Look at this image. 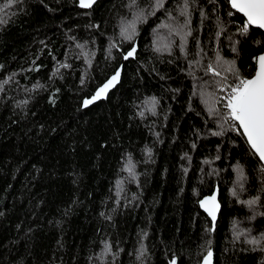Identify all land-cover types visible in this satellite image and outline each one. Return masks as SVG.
<instances>
[{"label": "trees", "instance_id": "obj_1", "mask_svg": "<svg viewBox=\"0 0 264 264\" xmlns=\"http://www.w3.org/2000/svg\"><path fill=\"white\" fill-rule=\"evenodd\" d=\"M126 2L98 0L99 8L88 16L83 13L90 10L78 9L73 0H44V3L27 0L26 11L13 17L0 31V64L4 65L0 80L13 71L21 73L15 77L19 86L14 83L8 91L14 99L7 104L0 103V213H3L0 215V264H88L87 257L99 251V241L105 236L114 242L119 240L125 249L117 264H133L134 257L126 253L134 248L142 229L149 232L151 264H167L166 255L173 253H182L185 264H196L197 253L201 251L199 245L209 238L204 230L210 226V218L197 201L211 194L217 184L222 208L216 232L210 237L215 256L220 264H260L259 252L234 254L230 251L233 221H239L241 228H252L254 235H259L257 227L264 229L261 223L264 216L249 220L252 215L249 209L230 195L235 174L231 169L221 171L219 178H204L205 182L200 183L199 168L208 171L200 162L215 155L217 143L223 144L222 159L214 166L222 169L236 160L248 164L243 148L232 147L227 137L221 140L208 136L198 141L200 146L191 153V171L186 178L182 177L181 165L185 161L180 157L190 150L194 128L204 127L195 112L187 111L192 80L180 71L184 66L182 60L168 64L165 57L162 63L149 49L140 60L149 69L155 64L156 71H145L135 61L123 62L127 72L123 86L119 91L114 90L115 95L110 93L109 100L99 101L89 109L80 108V100L114 66L104 59L102 52L97 53L96 66L92 69L96 79L83 90L79 85L81 71L68 73L64 80L51 76L55 62L49 51L57 60H63L71 44L67 35H74L81 42L90 40L94 30L88 25L92 23L101 24L105 36L97 44L102 42L106 47L107 37L113 34L119 16L127 15ZM4 3L5 0H0V5ZM45 4L54 11H48ZM221 7L227 18V5ZM149 25L155 26L152 20L143 26L142 48L151 42ZM208 31L206 26L205 33ZM222 43L224 56L232 58L224 37ZM261 50L264 48L250 43L241 45L238 65L242 71ZM34 59L37 65H42L40 71L22 72L32 67ZM70 62L74 68L85 67L82 61L70 59ZM36 81L47 85V90L31 94L24 91L23 86L31 88ZM57 88L60 92L53 106L49 100ZM151 95L161 98L160 116H149L144 121L134 118V104ZM24 98H32L26 116L20 109H14V103ZM193 106L197 110L201 107L197 100H193ZM169 107L171 111L167 112ZM154 131L161 133L163 143L156 140ZM105 144L108 146L104 147ZM145 145L153 149L154 163L143 162ZM128 153L138 162L143 194L141 202L114 214L112 224L99 213L106 208L110 211L114 206L115 181L127 175L120 169ZM251 168L249 165L252 180L243 199L255 195L259 188ZM127 187L129 197L141 191L135 184ZM194 192H199V197ZM257 211L264 212V208ZM240 247L238 243L236 248Z\"/></svg>", "mask_w": 264, "mask_h": 264}, {"label": "snow or ice", "instance_id": "obj_2", "mask_svg": "<svg viewBox=\"0 0 264 264\" xmlns=\"http://www.w3.org/2000/svg\"><path fill=\"white\" fill-rule=\"evenodd\" d=\"M26 3L27 0H5V3L0 5V31H3L13 17L21 11H26ZM41 3H44V0H41ZM73 3L78 9L90 10L83 13L88 16L100 6L98 0H73ZM224 4L227 5V18L221 7ZM44 6L48 8V11H54L47 4ZM124 7L128 10L127 15L119 16L113 34L107 37L106 47L102 42L97 44V40L105 36L101 24L92 23L88 25L94 30L90 40L85 39L81 42L76 36L67 35V40L71 44L63 60H57L49 51V55L55 62V70L51 72V76L64 80L68 73L81 71L79 85L83 90L86 84L96 79L92 75V69L96 66L97 53L102 52L104 59L114 66L111 73L106 75L90 94L80 100L79 107L89 109L98 101L109 100V94L115 95V91H119V88L123 86L122 81L127 75L126 64L123 62L135 61L145 71H156L155 64L149 69L140 60L143 52L149 49L162 63L165 62V57L168 58L166 61L168 64H175L182 60L184 66L180 68V71L192 80L187 111L195 112L204 125L203 129L194 128L190 150L180 157L182 161H185V164L181 165L182 177L186 178L191 171L193 160L191 153L200 146L198 141L208 136L221 140L227 137L232 147L243 148L244 155L249 158L248 164H242L236 160L234 164L229 163L227 168L215 167V162L222 159L223 144L217 143L215 155H209L200 162L208 168V171H205L204 167L199 168L200 183L205 182L204 178L212 176L219 178L221 171L231 169L235 179L230 188V195L239 204L249 209L252 214L248 217L249 220H255L257 215L264 216V212L257 211L264 208V50L251 57V63L244 71L238 65L242 44L250 43L256 48H264V0H127ZM149 20H152L155 26L149 25L151 42L147 47L142 48L141 32L143 26L149 24ZM206 26L209 28L207 34ZM222 37L227 41L229 50L233 54L232 58H226L223 54ZM40 43L47 47L44 41ZM70 59L82 61L85 67L82 70L74 68ZM31 63L32 67L21 71L39 72L42 65H37L35 59ZM3 71L4 65L0 64V72ZM249 72L250 74H247ZM20 74L13 71L0 80V103L7 104L9 100L14 99L8 95V91L14 83L19 86V80H15V77ZM23 87L29 94L41 89L47 90V85L39 81H36L31 88ZM172 91L179 92V89ZM59 92L60 89L57 88L51 94L49 103L53 106L56 104ZM32 98L16 101L14 109H20L26 116L30 110ZM193 100L199 102L201 106L199 110L193 106ZM134 108V118H139L141 121L148 119L149 116L159 117L161 98L156 95L144 97L139 103L134 104ZM170 111L169 107L167 112ZM167 112L163 116L165 126L168 120ZM149 127L151 131V126ZM152 134L159 143H163L160 140L159 131H154ZM107 146V144L104 145V147ZM143 153L146 156L143 161L145 164L155 162L151 147L145 145ZM249 165L252 166L251 171L256 174L255 180L259 188L255 195L243 199L242 195L248 192L252 180L249 176ZM137 167L138 162L134 161L131 153H128L120 169L121 173L127 175L115 181L114 206L110 211L106 208L99 213L105 221L114 224V214L121 208L127 209L129 205L135 206L137 202H141L140 196L143 194L140 184L141 173L137 172ZM130 184H135L141 191L131 193L129 197L127 185ZM219 192L220 188L217 184L211 194L197 201L199 207L210 218V226L204 230L209 238L199 245L201 251L197 253L196 264H220L210 238L216 232L221 208ZM194 194L198 197L200 195L199 192ZM67 212L68 210H65V215ZM150 219L149 217V221ZM261 223L264 224V221ZM231 231L233 247L230 251L234 254L237 251L259 252L262 257L260 264H264V229L257 227L256 231L259 235H254L252 228H241L239 221H233ZM138 237L134 248L126 255L134 257L133 264H151L153 253L147 243L149 232L142 229ZM238 243L241 245L239 249L236 248ZM60 246L62 247V244ZM165 252H168L167 248ZM124 253L125 249L120 246L119 240L114 242L111 237L105 236L99 241V251L92 252L87 260L88 264H117L120 255ZM181 257L182 253L179 255L173 253L166 255L165 258L167 264H185Z\"/></svg>", "mask_w": 264, "mask_h": 264}, {"label": "water", "instance_id": "obj_3", "mask_svg": "<svg viewBox=\"0 0 264 264\" xmlns=\"http://www.w3.org/2000/svg\"><path fill=\"white\" fill-rule=\"evenodd\" d=\"M102 101V100H101ZM99 102V101H98ZM97 102V103H98ZM218 199H220V195H218ZM221 208H222V204H221ZM221 208H220V212H221ZM201 209V208H200ZM202 210V209H201ZM203 211V210H202ZM206 214V213H205ZM220 214V213H219ZM207 215V214H206ZM218 218H219V215H218ZM215 259V258H214Z\"/></svg>", "mask_w": 264, "mask_h": 264}]
</instances>
